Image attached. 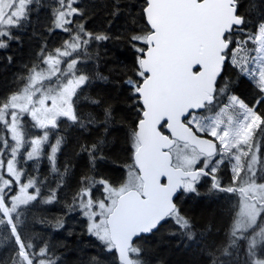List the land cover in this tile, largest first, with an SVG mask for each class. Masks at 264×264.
I'll list each match as a JSON object with an SVG mask.
<instances>
[{
    "label": "snow or ice",
    "instance_id": "6c2138e0",
    "mask_svg": "<svg viewBox=\"0 0 264 264\" xmlns=\"http://www.w3.org/2000/svg\"><path fill=\"white\" fill-rule=\"evenodd\" d=\"M37 3L0 0V49L19 41ZM112 7L114 17L140 8ZM242 7L239 0H143L135 19L145 26H130L125 36L135 53L124 85L136 119L131 163L116 181L98 170L112 145L114 106L85 95L108 79L91 70L90 48L110 37L85 27L79 0H54L46 34L65 35L58 46L44 41L25 66L24 86L0 96V245L9 253L0 264H63L34 229H62L63 218L33 215L41 204L61 203L65 216L85 218V231L113 264H144L140 242L163 225L195 238L178 201L205 186L235 201L224 244L207 253L211 264H264V22L250 28ZM68 123L89 137L76 141L75 155L88 167L75 185L65 180L70 162L57 165ZM43 161L54 182L41 175Z\"/></svg>",
    "mask_w": 264,
    "mask_h": 264
},
{
    "label": "trees",
    "instance_id": "16d2710c",
    "mask_svg": "<svg viewBox=\"0 0 264 264\" xmlns=\"http://www.w3.org/2000/svg\"><path fill=\"white\" fill-rule=\"evenodd\" d=\"M79 3L88 14L85 27L94 33L107 34L110 39L96 44L90 51L97 56L90 68L94 72L107 77L106 81L97 80L91 85L85 95L94 99L109 100L114 106V122L110 125L112 141L110 151L105 160L98 165L102 175L119 181L126 175L127 165L131 163L129 151L131 147L130 134L136 114L130 111L128 93L124 80L132 74L135 62V53L125 40L130 26L144 27L143 22L135 18L140 16L143 0H79ZM139 5L140 8H121L122 15L113 16V4ZM54 0H38L31 15V22L18 30L19 41H9L7 49H0V96L11 95L24 86L27 75L25 66L35 62L34 56L44 41H51L49 47L58 46L65 35L57 33L52 36L46 34L51 23V9ZM242 13L246 15L249 26L252 28L264 15L262 0H239ZM134 13V16H133ZM130 16H133L130 19ZM119 37V38H117ZM11 57L9 62L7 59ZM242 91H247L243 86ZM123 93V95H121ZM88 103V101H84ZM88 107L85 111H93ZM69 143L58 154L57 165L70 162L71 173L65 177L66 184L75 185L81 172L87 170L85 157L75 155L76 141L88 139L85 134L77 131L68 123L63 128ZM40 173L53 182L56 177L49 172L47 161L40 165ZM227 178V177H226ZM71 188H66V195L70 198ZM43 191V190H42ZM224 194L209 195L207 186L199 188V195L186 194L181 196L178 206L194 223L193 240H188L177 233L171 223L163 225L160 231L149 235L141 241L143 249L141 259L144 264H211L207 257L208 251L219 248L224 244L227 225L229 224V209L235 201L221 199ZM36 217L63 218L65 227L62 229L43 230V226L35 225L36 232L46 235L50 244L56 248V255L63 260V264H90L93 258L101 260L103 264H113L114 257L100 246L99 241L90 237L85 231V218L78 213L64 215L63 204L43 205L33 210ZM31 219V217H30ZM0 245V260L7 259L9 253ZM223 259V258H221ZM239 259H243L242 256Z\"/></svg>",
    "mask_w": 264,
    "mask_h": 264
},
{
    "label": "flooded vegetation",
    "instance_id": "af4514ba",
    "mask_svg": "<svg viewBox=\"0 0 264 264\" xmlns=\"http://www.w3.org/2000/svg\"><path fill=\"white\" fill-rule=\"evenodd\" d=\"M225 179H227V178L225 177Z\"/></svg>",
    "mask_w": 264,
    "mask_h": 264
}]
</instances>
